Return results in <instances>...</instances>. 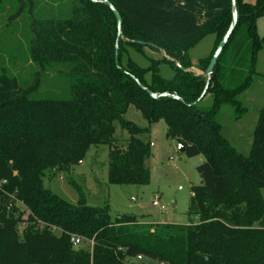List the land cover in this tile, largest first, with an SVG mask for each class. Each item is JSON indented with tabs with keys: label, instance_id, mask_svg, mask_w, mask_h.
Masks as SVG:
<instances>
[{
	"label": "trees",
	"instance_id": "16d2710c",
	"mask_svg": "<svg viewBox=\"0 0 264 264\" xmlns=\"http://www.w3.org/2000/svg\"><path fill=\"white\" fill-rule=\"evenodd\" d=\"M63 1L69 16L32 21L25 59L36 66L37 83L47 73L66 76L67 95L37 97V84L21 86L0 71V264H264V106L247 156L217 122L222 106L233 107L236 120L244 112L238 98L264 50L256 32L264 0H236L238 21L209 79L208 109L198 107L207 78L189 72V52L215 37L210 55L194 67L205 72L230 25L231 0H107L121 17L119 40L106 6ZM144 47L162 59L149 60L146 69L129 57L123 62L127 48L142 55ZM161 65L173 71L171 81L161 78ZM129 107L147 128L124 119ZM160 121L185 157L204 159L188 209L198 224H142L128 215L112 221L109 206H88L74 183L77 205L44 188L47 176L69 171L99 147L108 148L109 185L147 186L151 145L139 137ZM117 128L128 135L124 147L114 140ZM72 235L84 247L74 248Z\"/></svg>",
	"mask_w": 264,
	"mask_h": 264
},
{
	"label": "rangeland",
	"instance_id": "374dc122",
	"mask_svg": "<svg viewBox=\"0 0 264 264\" xmlns=\"http://www.w3.org/2000/svg\"><path fill=\"white\" fill-rule=\"evenodd\" d=\"M254 4L256 0H242ZM70 14L69 2L63 0H1L0 3V71L5 70L9 76L18 79L21 86L37 84L36 96L45 98H62L68 93L66 76L57 72L47 73L36 80L37 68L27 62L28 46L31 40V23L33 20L47 18H64ZM256 32L264 38V16L256 23ZM215 37L208 36L197 47L189 52L193 68L189 72L202 77L204 72L194 68L197 62L207 58L214 46ZM129 57L141 68L149 67V60H161L159 51L144 47L143 54L126 49L123 62ZM161 78L167 82L173 79L174 73L167 65L159 67ZM150 81V74L146 76ZM244 110L238 120L235 119L233 107L222 106L217 122L223 136L241 155L247 156L250 150L253 131L258 114L264 106V50L258 52L255 64V75L252 76L248 89L238 98ZM212 106V98L207 95L198 104L201 109ZM124 119L138 128H147V122L133 107H129ZM166 125L160 121L150 127L148 135L139 138L151 145V156L146 162L150 182L147 186H116L107 182L108 148H91L86 158L67 172H60L43 180L45 189L71 205H77L79 193L71 186L76 184L83 193L90 207L109 206L111 220L118 216H135L142 224H164L186 226L198 224L197 217H189L191 188L199 186L201 179L196 171L204 159L187 158L179 151L176 142L166 138ZM128 135L116 129L114 140L124 147ZM264 200V190L261 192ZM158 197V206L153 202ZM22 227H19V233ZM56 234H59L56 232ZM84 247V245H83Z\"/></svg>",
	"mask_w": 264,
	"mask_h": 264
},
{
	"label": "water",
	"instance_id": "95a60500",
	"mask_svg": "<svg viewBox=\"0 0 264 264\" xmlns=\"http://www.w3.org/2000/svg\"><path fill=\"white\" fill-rule=\"evenodd\" d=\"M87 1H90L92 3H101V4H103L104 6H106L109 9V11L113 14V16L115 18V21H116L117 40L122 39L121 17L119 15V13L116 11V9L107 0H101V1H98V0H87ZM237 21H238V14H237V11H236V0H231V22H230V25H229L226 33L224 34V36L222 37L221 41L217 45V47H216V49H215V51H214V53H213V55H212V57L210 59V62L208 64V67H207L206 71L202 75V77H206L207 78V83H206L204 91L202 92V94H201L200 98L197 100V102L201 101V99L206 94V91L208 89L209 79H210V77H211V75L213 73V70H214V68H215V66L217 64L218 59L220 58L225 46L228 43V40H229L233 30L236 27ZM117 51H118V46L116 45V47H115L116 63H117ZM162 55H163V53H162ZM146 91L149 94L151 99H157L158 98L157 95L151 93L148 90H146ZM161 97H169L172 100L182 102V100L180 98L176 97V96H168V95L164 94V95H161ZM179 151L182 152V148H179ZM200 183H202V181Z\"/></svg>",
	"mask_w": 264,
	"mask_h": 264
},
{
	"label": "built area",
	"instance_id": "2783aa9c",
	"mask_svg": "<svg viewBox=\"0 0 264 264\" xmlns=\"http://www.w3.org/2000/svg\"><path fill=\"white\" fill-rule=\"evenodd\" d=\"M158 197L155 198L153 205L158 206ZM69 243L74 247V248H80L84 245V240L81 237L78 236H70L69 238ZM93 243L90 242L89 246L92 247ZM137 260H140V257L137 258Z\"/></svg>",
	"mask_w": 264,
	"mask_h": 264
},
{
	"label": "crops",
	"instance_id": "0c3cea01",
	"mask_svg": "<svg viewBox=\"0 0 264 264\" xmlns=\"http://www.w3.org/2000/svg\"><path fill=\"white\" fill-rule=\"evenodd\" d=\"M197 76H199V75H197Z\"/></svg>",
	"mask_w": 264,
	"mask_h": 264
}]
</instances>
